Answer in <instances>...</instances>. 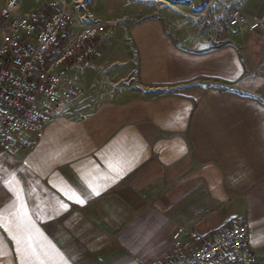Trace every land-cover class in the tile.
Returning <instances> with one entry per match:
<instances>
[{"label":"crops","instance_id":"crops-1","mask_svg":"<svg viewBox=\"0 0 264 264\" xmlns=\"http://www.w3.org/2000/svg\"><path fill=\"white\" fill-rule=\"evenodd\" d=\"M233 3L247 23L217 51L196 29H132L138 77L112 23L89 41L98 56L81 92L38 144H0V264H161L177 256V229L209 239L236 216L264 260V0ZM78 32L68 25L61 44ZM181 239L184 253L198 245Z\"/></svg>","mask_w":264,"mask_h":264},{"label":"built area","instance_id":"built-area-1","mask_svg":"<svg viewBox=\"0 0 264 264\" xmlns=\"http://www.w3.org/2000/svg\"><path fill=\"white\" fill-rule=\"evenodd\" d=\"M0 16V144L30 150L43 137L52 114L61 113L80 94L79 76L98 56L88 43L104 36L107 25L91 22L61 44L67 26L78 18L65 0H47L25 13L20 12V0H6ZM229 23L244 24L238 10L230 11ZM257 26L251 23L248 29ZM184 234L198 241L188 253L183 252L188 246L182 242ZM172 242L177 256L161 264H264L249 250L242 216L209 239L179 228Z\"/></svg>","mask_w":264,"mask_h":264},{"label":"rangeland","instance_id":"rangeland-1","mask_svg":"<svg viewBox=\"0 0 264 264\" xmlns=\"http://www.w3.org/2000/svg\"><path fill=\"white\" fill-rule=\"evenodd\" d=\"M21 2L24 5L27 0ZM65 2L73 8L74 15L78 17L72 25H69V31L74 28L82 31L95 21L104 25H108V22L112 23L110 26H113V31L116 28V34L113 35L114 32H111L110 35L120 40L129 52L123 67L135 77L139 76L143 66L137 56L132 32V29L139 25L158 21L189 30H199L205 34V39L210 44L209 49L212 51L229 47L230 32L236 29L229 23L230 11L237 10L233 0H65ZM115 12L126 15L116 20L107 17L108 14ZM81 17L83 18L80 19ZM243 19L245 25L247 20L244 17ZM65 36L64 33L61 43L64 42ZM108 37L110 36L104 39ZM139 82L140 80H137L136 84Z\"/></svg>","mask_w":264,"mask_h":264},{"label":"snow or ice","instance_id":"snow-or-ice-1","mask_svg":"<svg viewBox=\"0 0 264 264\" xmlns=\"http://www.w3.org/2000/svg\"><path fill=\"white\" fill-rule=\"evenodd\" d=\"M89 187H92V185L89 184ZM92 194L99 195L100 192H99L98 188H92ZM68 198L69 199H74L75 202L80 203V204L85 203V200L84 199H81L80 196L77 195L75 192H72L69 195ZM61 207L64 208V207H66V205L61 204ZM2 223H3V216L0 215V225H2ZM17 243H19V241H17ZM0 254H2V247H0Z\"/></svg>","mask_w":264,"mask_h":264}]
</instances>
